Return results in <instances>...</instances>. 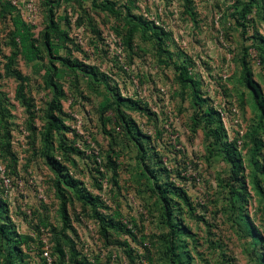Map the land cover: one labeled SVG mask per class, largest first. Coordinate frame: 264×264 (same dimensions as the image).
I'll return each instance as SVG.
<instances>
[{"label":"rangeland","instance_id":"374dc122","mask_svg":"<svg viewBox=\"0 0 264 264\" xmlns=\"http://www.w3.org/2000/svg\"><path fill=\"white\" fill-rule=\"evenodd\" d=\"M6 1L38 46L51 8L66 34L54 55L76 67L53 60L57 98L33 68L51 59L42 50L25 62L0 16V166L11 181L0 180V264H261L264 0H95L114 3L117 15L92 0H34L36 17L29 0ZM180 66L217 113V139L178 83ZM51 113L68 130L52 133L50 153L73 186L57 188L46 163ZM244 221L261 242L253 245Z\"/></svg>","mask_w":264,"mask_h":264},{"label":"trees","instance_id":"16d2710c","mask_svg":"<svg viewBox=\"0 0 264 264\" xmlns=\"http://www.w3.org/2000/svg\"><path fill=\"white\" fill-rule=\"evenodd\" d=\"M251 1L253 0H250V2ZM91 2L94 8H97L101 11H105L108 14H114V15L119 14V12L114 9V3L110 1H104V2H101L100 4H96L95 0H92ZM0 16L9 18L11 27H12V30L10 33V43L13 46V48L16 49L17 53L22 56L25 62H35L40 57V55H42L41 54L42 50H44L48 59H51V61L49 60L47 67L42 66L43 68L41 67V65L34 64L33 65L34 71L35 72L44 71L46 78L50 80V85L52 86L54 95L57 98L63 97V93L53 84V79L58 77V74L55 72V69H54L55 66L53 65V60H58L66 69H74L76 67V64L73 63L72 61H69L68 59L61 58V57L54 55L55 53H57L59 48H62L63 42L66 38V34L60 30L59 25L54 18V13L52 9L50 8L47 13V23L42 33V40H41L40 46H38L36 43V39L32 31L33 27L27 24L21 18L19 11L17 10L15 6L11 4L10 1L0 0ZM133 30H136V27ZM129 36H131L130 31H129ZM155 36L157 38H160L159 34H155ZM130 39L131 38L129 37L128 42H130ZM176 78H177L178 83L182 87H189L191 91V95L196 100L195 105L197 106L198 114L199 113L201 114L200 118L203 121V129L207 128L210 134H214L216 138V133L221 128V126L218 127L217 125L216 127H210L213 124H215V122H217V113L208 107H204V103H203L204 101L200 99V95L198 93L199 92L198 90L199 82L197 81L195 77L190 75L187 70H185V67L183 68L181 66L178 67V74L176 75ZM245 79H246V84L248 88L252 90L254 97L259 98L258 89L253 83V81L250 80L249 73L245 76ZM119 101L120 100L116 101L117 106L115 107L116 108L115 110L117 112H119L117 109L119 105ZM50 106H51L50 107L51 111L53 112L60 111L59 103L56 102V98H53L51 100ZM260 107H261L262 116H264V106L260 104ZM101 108L105 109V105L101 104ZM120 119L123 122L122 123L123 125L121 126L123 127L124 131L130 134L132 131L131 129L132 126L128 122L125 123L123 121L122 116H120ZM117 120L119 123H121L119 119ZM48 122H49L48 130L45 132L44 137H43L44 144L46 145L45 158H46V163L48 167L58 178L56 181V187L57 188L59 187L58 184H60V182L64 184L72 185V186L76 185V182L70 177L67 168L64 165H62V162H60V160L57 159L56 156L53 155V153L52 154L50 153V147H53L52 133L54 131H61L65 129L68 130V128L65 127L63 124H61L60 120L57 119L52 113L49 115ZM220 130H222V128ZM73 136H76V135L73 134ZM63 142L64 141L61 138L58 139V143L60 145H64ZM73 144H74V139H71V141H69L67 145L68 150L69 149L71 151L75 150ZM139 144H141V142L137 141V145ZM139 147H141V145H139ZM227 161L231 165V171L234 172L235 174V170L238 169L237 161H235L231 157L227 158ZM160 199L163 202H165L164 209L166 210V212L168 214L172 213L173 211L169 209L168 202L165 196L161 195ZM90 204H92V202ZM1 208L2 207H0V214H1ZM244 227H245V230H247V232L249 233V236L253 242V245H256L257 243L261 242L260 237L257 236L255 233H252L253 227L250 222L244 221ZM16 243L17 242H15V244ZM16 253L17 252L15 251V254ZM15 264H24L22 258L18 257L17 262ZM178 264H184V263L179 261ZM261 264H264L263 260H261Z\"/></svg>","mask_w":264,"mask_h":264},{"label":"built area","instance_id":"2783aa9c","mask_svg":"<svg viewBox=\"0 0 264 264\" xmlns=\"http://www.w3.org/2000/svg\"><path fill=\"white\" fill-rule=\"evenodd\" d=\"M27 11L29 12L31 17L37 16V8L35 6L34 0H29V3L27 4ZM220 115H222L221 112H220ZM77 122L79 123V121H77ZM0 180H1L4 188H10V186H11L10 178L8 177V175L5 173V170L1 166H0ZM44 256H47V253H44Z\"/></svg>","mask_w":264,"mask_h":264},{"label":"crops","instance_id":"0c3cea01","mask_svg":"<svg viewBox=\"0 0 264 264\" xmlns=\"http://www.w3.org/2000/svg\"><path fill=\"white\" fill-rule=\"evenodd\" d=\"M75 131H76V133H77V134H79V133H78V132H79V130H77V129H76Z\"/></svg>","mask_w":264,"mask_h":264}]
</instances>
